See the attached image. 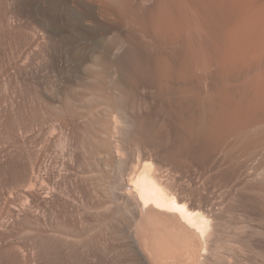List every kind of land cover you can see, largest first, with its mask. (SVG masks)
Masks as SVG:
<instances>
[{"label":"rangeland","instance_id":"obj_1","mask_svg":"<svg viewBox=\"0 0 264 264\" xmlns=\"http://www.w3.org/2000/svg\"><path fill=\"white\" fill-rule=\"evenodd\" d=\"M103 1L105 3H102V0H0V264H139L130 246L135 231L134 210L132 207L133 211L126 210L124 200L120 196L125 185L123 173L129 169L130 162L137 157L139 151L145 156L151 152L148 156H152L153 153L156 158L167 163L169 173L179 190L185 191L182 193L184 196L191 198L193 193L203 196L206 204L213 202L216 208L219 207L218 210L223 207L225 212L229 206L235 204L234 207L238 209L235 208L236 212L232 210L233 215L230 213L233 206L226 214L224 210H222L223 214H220L228 223H231L228 224L229 228L232 224L236 227V229L231 227L227 232L233 244L237 241L239 245L244 246V250L237 252L238 255H235L232 263L264 264V175L257 176L258 172L255 171L258 168L259 171L264 169V155H260V158L258 156V159L253 158L254 160H250L245 169L236 173V175L239 174L236 180L241 182L235 180V187L233 188V185L230 187L235 189L230 190L235 195L233 198L236 199L231 198L233 200L231 203L230 198L227 200V196L234 195L231 192L229 194V187L225 184L229 172L232 171V168L229 171L227 166L231 165L224 162L227 165L224 169V163L223 166L220 163V166L224 168L215 170L218 172L224 169L221 174L226 178H222L219 172L213 171L214 168L211 166L214 162L218 163L224 155L222 152L230 151V154L227 153L232 160L238 161L245 158V153L250 152L252 156L255 151L264 146V125L257 123L263 120V123L259 124H264L262 119L264 118V102H262L264 94L261 96L264 86V34L259 31L261 28L257 29L260 33H256L255 25L252 26L255 32L251 34L252 31L250 33L248 30L251 29V25L244 29L243 24L246 21L241 20L242 25H239L240 20L228 18L224 13L226 12L224 7L229 8L230 5L228 0H226L228 7L224 0L216 2L210 0L216 6L218 4L224 8L223 11L219 7L222 13L220 10H214V12L215 5L213 6L211 2L208 8H203L209 0ZM262 1L253 0L252 4L264 6L260 4ZM106 2L113 3L109 6L110 8L114 6L112 10H117L118 15H108L115 11L110 10ZM177 2H181V6ZM203 2L206 3L202 5ZM239 3L242 4V0ZM172 8L175 11H172ZM205 9L207 10L204 12ZM193 10H199L198 14L193 13ZM106 11H108L107 14ZM172 13L175 17L179 15L176 17L179 21L174 17L175 22ZM194 14L196 17L193 16ZM209 16L212 18L206 20ZM171 18L174 21L170 20ZM223 18L226 20L222 21ZM195 20L197 21L193 22ZM172 21L175 23L173 24ZM203 21L206 22L205 25ZM227 21L231 24L229 25ZM170 23L172 27L169 26ZM199 25L205 30L204 33L200 32L203 30ZM231 26L240 29L232 31ZM240 26L249 33L237 31L241 30ZM262 26L264 28V25ZM165 27L168 30L164 29ZM219 28L224 29L222 31L224 34H221ZM263 28L261 30H264ZM211 30L218 33L212 34ZM235 32L243 35L238 36L239 34ZM157 33L160 35L157 36ZM216 34L220 35L221 39ZM244 34H249L252 38L254 34H260L256 37L259 41L262 37L261 43L257 41L255 35L252 40L255 45L259 42L260 46L257 45L256 48L253 46L251 50V44L249 43L250 47L247 45V42H251L248 39L249 36ZM213 35L214 39H211ZM235 35L241 39L242 36L246 37V39L243 38V42H246L243 44L250 48L251 51L246 47L250 53L244 46L242 48L239 43L237 44V41L241 40L240 38L237 40ZM217 37L221 42H217ZM232 38L237 41H233ZM208 42L210 43L207 44ZM243 44L241 42L240 45ZM192 46L197 51H194ZM237 47H241L239 53L241 57L244 56V59L238 56ZM260 49L261 51L258 52ZM229 51L233 52L232 54L235 52L234 55L240 59L239 62L236 60L237 57L234 58V55L232 57ZM226 52L231 55L228 57ZM218 54L219 58H217ZM202 55L207 56V59L208 56L211 57L209 58L211 67ZM195 56L199 61L195 60ZM215 57L217 63H215ZM166 58L169 59L166 60ZM211 59L215 61V65ZM154 60H156L155 64H153ZM227 62L231 63L232 68L225 65V63L228 64ZM232 62H236L237 65H233ZM196 63L197 65H193ZM166 64L170 66L167 67ZM197 66L198 68L195 69ZM161 68L162 70L164 68L163 73ZM165 74L172 77L168 78ZM158 83L162 85L160 88ZM169 87L170 90H168ZM255 87L262 92L254 89L252 93ZM241 90L243 91L240 92ZM255 93H258V96L255 95L254 98ZM222 100L223 103H221ZM235 107H237L236 110ZM258 109H261L260 112ZM225 112L226 115H224ZM113 115L122 117L127 124L121 130L123 131L121 136H118L122 138L121 145L128 153L126 158L124 157L125 161L122 162L123 165L126 162L125 169L120 168L123 165L117 169L118 165L114 156L101 157V152L110 144L102 134L110 128ZM259 117L260 120H257ZM217 120L218 123L221 120L223 123L218 124ZM222 125H226V128L223 129ZM236 125H238L237 128ZM223 130L228 135L222 133ZM208 134L209 137H207ZM219 138L221 142L226 139L224 142L227 141V143H220ZM262 151L264 153V147ZM214 154L216 156H213ZM207 158L211 161L214 159L212 164L209 165L211 161ZM107 159L112 160L114 164L112 165L114 169L111 166V170H108L109 174L106 172L109 167L105 165ZM227 168L229 172L226 171ZM225 171L228 174L224 173ZM106 174L111 175L113 179ZM105 175L107 179H112L110 187L109 180L106 179L107 182L102 180ZM98 179L104 181L100 180L103 184L105 183V186L100 184ZM98 183L102 187L109 188H104V191L103 188H98L100 186ZM237 183L241 184L237 185ZM117 184H119L118 187ZM217 203L222 205L219 206ZM224 205L227 206L226 209ZM128 225L129 228L132 226L131 231L134 228L132 233L127 228ZM235 225L241 228L243 226L242 231H237ZM129 233H131L130 237H128ZM238 244L236 243L235 246L238 247ZM122 245H128L126 248L123 247L128 250H122L120 248ZM128 253L131 254V258Z\"/></svg>","mask_w":264,"mask_h":264},{"label":"bare ground","instance_id":"obj_2","mask_svg":"<svg viewBox=\"0 0 264 264\" xmlns=\"http://www.w3.org/2000/svg\"><path fill=\"white\" fill-rule=\"evenodd\" d=\"M106 1V0H105ZM111 1V0H110ZM114 1V0H113ZM118 1V0H117ZM116 1V2H117ZM172 1V0H171ZM177 1V0H176ZM176 1H175V3H176ZM180 1V0H179ZM182 1V0H181ZM187 1V0H186ZM194 1V0H193ZM192 1V2H193ZM199 1V0H198ZM201 1V0H200ZM204 1V0H203ZM214 1V0H213ZM217 0H215V2H216ZM221 1H223V0H221ZM224 1H226V0H224ZM239 1H241V0H228V2L230 3V5L229 4H227L228 2L226 1V4H227V7H228V5H229V8H226V7H224L225 9H226V12L224 11V8L222 7V6H219L218 4H217V6L215 5V4H213L210 0L207 2V3H209V4H207L206 2H203L202 3V5L204 4V3H206L204 6L205 7H203V8H208V5H210V2L212 3V5L214 6H216V8L218 7H221L222 9H223V11H224V13L227 15V17L229 18H232V19H234L235 21H237V20H240V24L239 25H242V21H246V23H247V25H246V23L245 24H243V26H245L244 27V29H246V26H248V25H251L250 27H251V29H248L249 31H250V33H251V31H252V33L251 34H253L255 31L253 30L254 28L256 29V31H257V29L259 30V28H263V26L261 27V25H264V6L262 5V4H264V0L262 1V2H260V4L262 5V6H258L257 5V3L255 4H252V2H253V0L251 1V0H242V4L241 3H239ZM104 1L102 0V3H103ZM108 2V1H107ZM106 2V6H108V8H110V6H111V4L110 3H112V2H110L109 4ZM166 2V1H165ZM173 2H174V0H173ZM184 2H185V0H184ZM189 2V1H188ZM214 2V3H215ZM219 2V1H218ZM105 3V2H104ZM177 3H179V2H177ZM181 3V2H180ZM180 3H179V5H180ZM197 3V2H196ZM222 3V2H221ZM223 3H225V2H223ZM259 3V2H258ZM113 4V3H112ZM165 4V3H164ZM171 4V3H170ZM170 4H169V6H170ZM182 4V3H181ZM198 4V3H197ZM201 4V3H200ZM225 4V5H226ZM259 4V5H260ZM110 5V6H109ZM176 5V4H175ZM194 5V4H193ZM193 5H192V7H193ZM206 5H207V7H206ZM221 5V4H220ZM224 5V6H225ZM105 6V5H104ZM115 6H116V4H115ZM181 6V5H180ZM185 6V5H184ZM197 6V5H196ZM196 6H194V7H196ZM201 6V5H200ZM212 6V7H213ZM215 6H214V8H213V11L214 10H220V8L219 9H216L215 8ZM113 8H114V6H112ZM117 7V6H116ZM166 7V6H165ZM175 7H177L178 8V5H176ZM113 8H110V10H112ZM164 8V7H163ZM190 8V7H189ZM188 8V9H189ZM197 8V7H196ZM179 9H180V7H179ZM222 9L220 10V12L222 13ZM207 9H205L204 10V12L206 11ZM112 11H115L114 13H109L108 15H110V14H116L118 11L117 10H112ZM117 11V12H116ZM172 11H175V10H173V8H172ZM177 11H178V9H177ZM187 11V10H186ZM197 11H199V10H197ZM197 11H194L193 10V13H197ZM203 11V10H202ZM212 11V10H211ZM107 12L108 11H106V14H107ZM161 12V11H160ZM163 12V11H162ZM185 12V11H184ZM183 12V13H184ZM215 12V11H214ZM219 12V11H218ZM159 13V12H158ZM165 13V12H164ZM177 13V12H176ZM175 13V14H176ZM190 13H192L191 11H190ZM192 13V14H193ZM174 13H172V18L175 20V18L176 17H178L179 15L178 14H176V15H178V16H174L173 15ZM188 14H189V12H188ZM195 14L193 15L194 17H196L195 16ZM198 14V13H197ZM196 14V15H197ZM208 13H206V15H207ZM211 14V13H210ZM224 14V15H225ZM116 15H118V14H116ZM161 15L163 16V14L161 13ZM165 15V14H164ZM200 15V14H199ZM217 15V14H216ZM222 15V14H221ZM156 16V15H155ZM166 17H167V15H165ZM190 16H192V15H190ZM189 16V17H190ZM192 16V17H193ZM214 16V15H213ZM218 16V15H217ZM223 16V15H222ZM160 17V16H159ZM164 17V16H163ZM171 17V16H170ZM175 17V18H174ZM198 17V16H197ZM203 17L204 18H206L205 17V15H203ZM210 17L211 16H209V19H206V20H210ZM216 17V16H215ZM214 17V18H215ZM157 18V17H156ZM162 18V17H161ZM160 18V19H161ZM170 19V20H173V19ZM186 18V17H185ZM212 18V17H211ZM227 18V19H228ZM165 19V18H164ZM178 19V21H179V18H176V20ZM197 19V18H196ZM199 19V18H198ZM217 19V18H216ZM216 19H215V21H216ZM232 19H230V20H232ZM237 19V20H236ZM157 20H158V18H157ZM168 20V19H167ZM169 20V21H170ZM173 20V21H174ZM176 20H175V22H176ZM186 20V19H185ZM190 20V19H189ZM206 20H204V21H206ZM214 20V19H213ZM218 21H219V19H217ZM226 20V19H225ZM224 20V18L222 19V21H225ZM230 20H228V21H230ZM233 20V21H234ZM242 20V21H241ZM164 21H166V20H164ZM169 21H168V23H169ZM173 21H172V23H173ZM197 20H195V21H193V22H196ZM203 21V24L205 25L206 24V22H204ZM217 21V22H218ZM227 21V22H228ZM234 21V22H235ZM174 22V23H175ZM213 22V21H212ZM216 22V23H217ZM230 22H232V21H230ZM249 22H251V24H249ZM173 23V24H174ZM178 23V22H177ZM176 23V24H177ZM191 23V22H190ZM201 23V22H200ZM209 23V22H208ZM211 23V22H210ZM236 23V22H235ZM158 24V23H157ZM175 24V25H176ZM191 24H194V23H191ZM198 24V23H197ZM213 24V23H212ZM212 24H210V25H212ZM228 24H229V22H228ZM231 24V23H230ZM229 24V25H230ZM237 24V25H238ZM167 25V24H166ZM172 24L170 23V25L169 26H171ZM174 25V26H175ZM201 25V24H200ZM199 25V26H200ZM203 25V26H204ZM234 25V24H233ZM232 25V26H233ZM239 25H238V27H239ZM255 25V27L254 28H252V26H254ZM153 26V25H152ZM156 26V25H155ZM189 26H190V24H189ZM188 26V27H189ZM195 26H196V24H195ZM207 26V25H206ZM215 26V25H214ZM213 26V27H214ZM221 26H223V25H221ZM231 26V27H232ZM154 27V26H153ZM158 27H159V24H158ZM160 27H161V25H160ZM167 27V26H166ZM166 27L164 28V29H166ZM172 27V26H171ZM176 27V26H175ZM192 27V26H191ZM194 27V26H193ZM201 27V29H202V26H200ZM205 27V26H204ZM218 27V26H217ZM216 27V28H217ZM237 27V28H238ZM241 27V30H237V31H241L242 33L243 32H247V33H249V31H245V30H243V27L242 26H240ZM152 28V27H151ZM182 28V27H181ZM205 28H207V27H205ZM226 28V27H225ZM233 28V27H232ZM237 28H233V30L232 31H234L235 29H237ZM248 28H249V26H248ZM155 29V28H154ZM170 29V28H169ZM194 29H195V32H196V28L194 27ZM209 29H210V27H209ZM220 29L221 28H219V31H220ZM238 29H240V28H238ZM259 30L260 32L262 31L263 32V34H264V30ZM264 29V28H263ZM152 30H153V28H152ZM151 30V31H152ZM160 30V29H159ZM163 30V29H162ZM166 30H168V29H166ZM191 30V29H190ZM203 31H200V32H202V33H204V29H202ZM207 30V29H206ZM227 30H230V29H227ZM173 31V34L175 35V33H174V30H172ZM212 31V30H211ZM216 31V30H215ZM222 31H224V29L222 30L221 29V32ZM231 31V32H232ZM259 31H257L256 33H260ZM110 32V31H109ZM155 32V31H154ZM168 32V31H167ZM186 32H187V30H186ZM191 32V31H190ZM194 32V31H193ZM198 32V31H197ZM196 32V33H197ZM209 32V31H208ZM213 32L214 31H212V34H213ZM217 32V31H216ZM216 32H214V33H216ZM220 32V33H221ZM226 32V31H225ZM237 33V32H235L236 34H239L238 36H240V34L241 35H243L242 33ZM160 33V32H159ZM162 33V32H161ZM182 33V32H181ZM195 33V34H196ZM209 33H211V32H209ZM218 33V32H217ZM219 33V34H220ZM165 34H167L166 32H165ZM188 34V33H187ZM206 34V33H205ZM221 34H224L223 32L221 33ZM263 34H262V36H263ZM157 36L158 35H160V34H156ZM180 35V34H179ZM178 35V36H179ZM182 35H183V33H182ZM194 35V34H193ZM197 35H199V33L197 34ZM201 35V34H200ZM208 35V34H207ZM216 35H218V34H216ZM231 35H234V34H232L231 33ZM249 36V34H244V36ZM255 35V34H254ZM254 35H253V38H254ZM256 35H258L257 37H259L260 36V34H256ZM256 35H255V38L257 39V37H256ZM167 36V35H166ZM170 36V35H169ZM184 36V35H183ZM182 36V37H183ZM189 36V34L187 35V37ZM196 36V35H195ZM194 36V37H195ZM202 36V35H201ZM209 36V35H208ZM207 36V37H208ZM227 36V35H226ZM235 36H237V35H235ZM238 36L236 37V39L237 40H239V38H240V42L239 41H237V40H235V38H232L233 39V41L235 40V41H237V44L239 43V46H241L242 48H243V46H244V42H243V38H245L246 39V37H244V36H242L243 38L241 39V37H239L238 38ZM247 36V37H248ZM251 36V35H250ZM249 36V41H251V42H247V45H248V47H250V44H251V47L250 48H252L253 46H255L254 48H256V46L257 45H259V42L261 41V39H262V37H261V39H260V41L257 39V41H259V42H257L256 44L257 45H255V43H253L252 42V40H254L253 38H252V36L250 37ZM161 37V36H160ZM163 37H164V35H163ZM168 37V36H167ZM166 37V38H167ZM181 37V36H180ZM200 37V36H199ZM204 37V36H203ZM211 37H212V35H211ZM218 37L220 38V35H218ZM217 37V38H218ZM231 37V36H230ZM232 37H234V36H232ZM162 38V37H161ZM192 38V37H191ZM216 38V39H217ZM219 38L217 39V42L218 41H220L219 40ZM227 38V37H226ZM250 38H251V40H250ZM170 39V38H169ZM168 39V40H169ZM187 40H188V38H186ZM195 39V38H194ZM197 39V38H196ZM195 39V40H196ZM205 39V38H204ZM209 39V38H208ZM211 39H214V35H213V38H211ZM221 39V38H220ZM222 39H223V36H222ZM225 39V38H224ZM176 40H178V39H176ZM192 40V39H191ZM198 40V39H197ZM230 40V39H229ZM159 41H160V38H159ZM178 41H180V40H178ZM182 41V40H181ZM180 41V42H181ZM204 41H206V40H204ZM213 41H216V40H213ZM223 41V40H222ZM232 41V40H231ZM246 41H248V40H246ZM256 41V40H255ZM254 41V42H255ZM196 42H198V41H196ZM196 42H195V44H196ZM216 42V43H217ZM221 42V41H220ZM225 42H226V40H225ZM229 42V41H228ZM241 42H242V44L243 45H240L241 44ZM263 42H264V40H263ZM175 43V42H174ZM173 43V44H174ZM192 43V42H191ZM202 43V42H201ZM210 42H208L207 44H209ZM215 43V42H214ZM222 43H224V42H222ZM246 43V42H245ZM250 43V44H249ZM261 43V42H260ZM163 44V43H162ZM162 44H161V47H162ZM176 44V43H175ZM206 44V45H207ZM219 44V43H218ZM218 44H216L218 47L220 46V45H218ZM230 44V43H229ZM228 44V46H230ZM233 44V46H234V43H232ZM236 44V43H235ZM252 44H254V45H252ZM132 45V44H131ZM140 45V44H139ZM154 45V44H153ZM159 45V44H158ZM186 45H187V43H186ZM191 45H193V44H191ZM211 45H213L212 44V42H211ZM210 45V46H211ZM225 45V44H224ZM223 45V46H224ZM263 45V44H262ZM155 46V45H154ZM165 46V45H164ZM163 46V47H164ZM170 46V45H169ZM177 46V45H176ZM188 46V45H187ZM194 46V45H193ZM192 46V47H193ZM197 46H198V44H197ZM209 46V45H208ZM232 46V47H233ZM238 46V45H237ZM260 46V45H259ZM132 47V46H131ZM134 47V46H133ZM132 47V48H133ZM138 47V46H137ZM137 47H135V48H137ZM140 47V46H139ZM200 47V46H199ZM205 47V46H204ZM216 47V46H215ZM214 47V48H215ZM222 47V46H221ZM227 47V46H226ZM225 47V48H226ZM241 47L240 48H238V56H242V55H240V53H239V50L241 51ZM247 47V46H246ZM245 46H244V48H246ZM247 47V48H248ZM258 47V46H257ZM263 47V46H262ZM160 48V47H159ZM194 49V51H197V50H195V47H193ZM198 48V47H197ZM202 49H203V47H201ZM200 48V50L201 51H203L202 49ZM208 48V47H207ZM210 48V47H209ZM224 48V47H223ZM246 48V49H247ZM250 48H248L249 50H250ZM261 48V47H260ZM138 49V48H137ZM143 49V48H142ZM163 49V48H162ZM179 49H181V48H179ZM183 49V48H182ZM190 49V48H189ZM205 49H206V47H205ZM216 49H217V47H216ZM222 49V48H221ZM230 49V48H229ZM236 49V47L234 48V50ZM247 49V51H249ZM135 50V49H134ZM158 50V49H157ZM186 50H188V48H186ZM185 50V51H186ZM191 50V49H190ZM212 50H213V48H212ZM225 50V49H224ZM231 50H233V49H231ZM245 50V49H244ZM251 50H253V48L251 49ZM250 50V51H251ZM256 50V49H255ZM254 50V51H255ZM159 51H160V49H159ZM163 51V50H162ZM168 51V50H167ZM166 51V52H167ZM192 51V50H191ZM208 50H206V52H207ZM214 51H215V49H214ZM217 51V50H216ZM223 51V50H222ZM236 51V50H235ZM246 50H245V52H246V54H248V56H249V53H250V51H249V53L247 52ZM253 51V52H254ZM261 51V49L258 51V52H260ZM161 52V51H160ZM159 52V53H160ZM170 52V51H169ZM211 52V51H210ZM213 52V51H212ZM230 52V51H229ZM242 52L244 53V51L242 50ZM242 52H241V54H242ZM263 52V51H262ZM262 52L260 53L261 55H262ZM158 53V54H159ZM190 53V52H189ZM199 53H201V54H203L202 52H199ZM199 53H198V55H199ZM217 53H219L218 51H217ZM227 53V52H226ZM225 53V54H226ZM231 54L233 53V52H230ZM257 53V51L255 52V54ZM140 54V53H139ZM145 54H147V53H145ZM162 54V53H161ZM191 54V53H190ZM189 54V55H190ZM195 53H193V55H194ZM205 54V53H204ZM206 54H208V53H206ZM211 54V53H210ZM209 54V55H210ZM222 54V53H221ZM224 54V55H225ZM230 54V55H231ZM234 54H235V52H234ZM234 54H232V57H234L235 55ZM259 54V53H258ZM259 54V55H260ZM144 55V54H143ZM168 55V54H167ZM192 55V56H193ZM230 55H228V53H227V56L229 57ZM234 55V56H233ZM244 55V54H243ZM259 55L257 56V57H259ZM260 55V56H261ZM154 56V55H153ZM200 56V55H199ZM198 56V57H199ZM203 57H204V55H202ZM206 56V55H205ZM212 56H214L213 54H212ZM216 56V55H215ZM219 54H218V57L217 58H219ZM248 56H246V58L248 57ZM155 57V56H154ZM159 57H160V55H159ZM174 57V56H173ZM190 57V56H189ZM194 57V56H193ZM207 57V56H206ZM206 57H204V59H207ZM224 57V56H223ZM227 57V58H228ZM237 56H235L234 58H236ZM239 57V58H240ZM263 57H264V55H263ZM140 58H142L141 57V55H140ZM157 58V57H156ZM200 58V57H199ZM209 58H211V57H209L208 56V62H209V64H210V61H209ZM216 58V57H215ZM217 58H216V62L215 61H212V59H211V62H215V63H217ZM221 58V57H220ZM227 58H225V60L227 59ZM231 58V57H230ZM242 59H244V56L243 57H241ZM262 58V57H261ZM139 59V58H138ZM154 59V58H153ZM169 58H166V60H168ZM175 59V58H174ZM182 59V58H181ZM201 59V58H200ZM214 59V58H213ZM232 59V58H231ZM141 60V59H140ZM192 60V59H191ZM195 60H197V58H196V56H195ZM195 60H194V62H195ZM221 60V59H220ZM230 60V59H229ZM228 60V61H229ZM236 60H238V62H239V60L240 59H238V57H237V59ZM136 61V60H135ZM144 61H145V59L143 60V63H144ZM155 61L156 60H154V63L153 64H155ZM197 61H199V59L197 60ZM201 61H203V60H201ZM201 61H200V63H201ZM206 61V60H205ZM233 61V60H232ZM235 61V60H234ZM150 62V61H149ZM160 62V61H159ZM161 62H163V61H161ZM164 62H165V60H164ZM169 63L171 62V60L170 61H168ZM193 62V63H194ZM207 62V61H206ZM222 62V61H221ZM237 62V61H236ZM236 62L235 63H233V65H237L236 64ZM142 63V62H141ZM157 65H158V60H157ZM204 63V62H203ZM212 63V64H213ZM215 63H214V65H215ZM220 63V62H219ZM223 63V62H222ZM228 63V62H227ZM191 63H189V65H190ZM208 64V63H207ZM208 64V65H209ZM224 64V63H223ZM230 62L228 63V64H226L225 63V65H229V67H230ZM142 65V64H141ZM150 65V64H149ZM160 65H161V63H160ZM193 65H197V63L196 64H193ZM205 65V64H204ZM224 65V66H225ZM232 65V66H233ZM140 66V65H139ZM156 66V65H155ZM163 66V65H162ZM166 66H167V64H166ZM168 66H170V65H168ZM167 66V67H168ZM175 66V65H174ZM185 66V65H184ZM201 66H202V64H201ZM212 65L210 64V67H211ZM221 66V65H220ZM223 66V67H224ZM145 67V66H144ZM152 67V66H151ZM150 67V68H151ZM161 67V66H160ZM181 67V66H180ZM193 67V66H192ZM219 67V66H218ZM228 67V66H227ZM234 67V66H233ZM171 68V67H170ZM179 68V67H178ZM191 68V67H190ZM196 68H198V66L197 67H195V69ZM230 68H232V67H230ZM229 68V69H230ZM139 69V68H138ZM154 69V68H153ZM156 69V68H155ZM181 69V68H180ZM218 69H220V68H218ZM145 70V69H144ZM161 70H162V68H161ZM163 70H164V68H163ZM163 70H162V73H163ZM166 70H167V68H166ZM176 70V69H175ZM102 71V70H101ZM158 71V70H157ZM168 71H169V68H168ZM167 71V72H168ZM174 71V70H173ZM173 71H171V72H173ZM177 71V70H176ZM175 71V72H176ZM182 71V70H181ZM141 72V71H140ZM143 72V71H142ZM156 71H154V73H155ZM170 72V71H169ZM178 72V71H177ZM182 72H184V71H182ZM189 72V71H188ZM187 72V73H188ZM153 73V74H154ZM166 73V72H165ZM168 74V73H167ZM171 74V73H170ZM178 74H180V73H178ZM146 75V74H145ZM185 75V74H184ZM138 76H140V75H138ZM142 76V75H141ZM148 76V75H147ZM151 76V75H150ZM155 76V75H154ZM162 76H164L163 74H162ZM165 76H167L166 74H165ZM177 76V75H176ZM179 76V75H178ZM182 79L184 80V76H183V73H182ZM186 76H187V74H186ZM168 78L170 77V76H167ZM172 77V76H171ZM170 77V78H171ZM149 78V77H148ZM158 79H159V75H158ZM163 79H164V77H163ZM162 78H161V80H163ZM174 79V78H173ZM175 79H177V78H175ZM180 79V78H179ZM186 79V78H185ZM170 80V79H169ZM167 81H168V79H167ZM172 81V80H171ZM170 81V82H171ZM165 82V81H164ZM176 82V81H175ZM161 83V82H160ZM160 83H158L159 84V87L158 88H160V86H162V85H160ZM163 83V82H162ZM174 83V82H173ZM153 84V83H152ZM172 84V83H171ZM168 85H169V83H168ZM164 86H166V85H164ZM262 87V86H261ZM260 87V88H261ZM264 87V86H263ZM262 87V89H263V93H261L260 92V90L258 89V87H257V89H258V91L261 93V96L264 94V88ZM157 87H156V89H158ZM163 88V87H162ZM168 89V88H167ZM172 89V88H171ZM186 89V88H185ZM252 89V88H251ZM256 90L257 91V89H256V87L255 88H253L252 89V93H253V90ZM161 90V89H160ZM160 90H157V91H160ZM168 90H170V87H169V89ZM173 90V89H172ZM245 90V89H244ZM246 90H248V89H246ZM162 91V90H161ZM243 90H241L240 92H242ZM249 91V90H248ZM222 92V91H221ZM245 92V91H244ZM162 93V92H161ZM225 92L223 91V94H224ZM226 93H229V92H226ZM236 93H237V91H236ZM220 94V93H219ZM233 94H235V93H233ZM240 94V93H239ZM238 94V95H239ZM249 94V93H248ZM229 96L230 94H226V96ZM240 95H243V93L242 94H240ZM255 95H257L258 96V93L256 94H254V98H255ZM161 96V95H160ZM167 96H170V95H167ZM220 96V95H219ZM222 96V95H221ZM220 96V97H221ZM225 96V95H224ZM231 96V95H230ZM251 96V95H250ZM232 97H234V96H232ZM238 97H240V96H238ZM252 97H253V94H252ZM225 98V97H224ZM228 98V97H227ZM231 98V97H230ZM235 98H237V97H235ZM241 98H243V97H241ZM241 98L239 99V100H241ZM245 98V97H244ZM247 98H248V96H247ZM254 98H253V100H254ZM257 98V97H256ZM262 98V97H261ZM264 98V97H263ZM262 98V99H263ZM166 99H167V97H166ZM259 99V98H258ZM258 99H257V103H258ZM261 99V100H262ZM231 100V99H230ZM233 100V99H232ZM237 100V99H236ZM238 100V101H239ZM243 100V99H242ZM248 100V99H247ZM246 100V101H247ZM251 100H252V98H251ZM256 100V99H255ZM235 101V100H234ZM226 102V101H225ZM248 102H250L249 100H248ZM253 102V101H252ZM251 102V103H252ZM255 102V101H254ZM260 102V101H259ZM262 102H264V101H262ZM221 103H223V100H222V102ZM231 103V102H230ZM239 103H241L240 101H239ZM225 104V103H224ZM229 104V103H228ZM233 104H234V102H233ZM243 104V103H242ZM235 105V104H234ZM258 105H260V104H258ZM263 105V104H262ZM219 106V105H218ZM231 106V105H230ZM230 106H228V107H230ZM238 106V105H237ZM240 106H241V104H240ZM252 106V105H251ZM255 106V105H254ZM253 106V107H254ZM172 107V106H171ZM170 107V110L172 111L173 109ZM219 107H221V106H219ZM227 107V106H226ZM226 107H223V108H226ZM244 107V106H243ZM264 107V106H263ZM240 108V107H239ZM248 108V107H247ZM257 108V107H256ZM231 109V108H230ZM237 109V107H235V110ZM244 109H246V108H244ZM250 109H253L252 107H250ZM250 109H248V110H250ZM261 109H263V108H261ZM260 109V110H261ZM175 110V109H174ZM220 110V109H219ZM221 110H223V109H221ZM232 110H234V108L232 109ZM259 110V109H258ZM260 110H259V112H260ZM227 111H228V109H227ZM226 111V112H227ZM238 111V110H237ZM255 111V110H254ZM223 112V111H222ZM221 112V113H222ZM226 112H225V114L224 115H226ZM229 112V111H228ZM236 112V111H235ZM245 112H246V110H245ZM244 112V113H245ZM259 112H257V113H259ZM179 113V112H178ZM217 113H218V110H217ZM238 113V112H237ZM249 113V112H248ZM250 113H252V112H250ZM249 113V114H250ZM256 113V112H255ZM219 114V113H218ZM228 114V113H227ZM230 114H232V113H230ZM240 114V113H239ZM261 114V113H260ZM220 115V114H219ZM218 115V116H219ZM233 115V114H232ZM244 115H247V114H244ZM258 115V114H257ZM178 116V115H177ZM222 115H220V117H221ZM239 116V115H238ZM240 116H241V114H240ZM256 115H254V117H255ZM217 117V116H216ZM244 117V116H243ZM242 117V118H243ZM264 117V116H263ZM181 118V117H180ZM179 118V119H180ZM226 118V117H225ZM224 118V119H225ZM249 118V117H248ZM258 118V117H257ZM256 118V119H257ZM174 119H176V118H174ZM173 119V120H174ZM178 119V118H177ZM216 119V118H215ZM220 119V118H219ZM228 119V118H227ZM233 119H234V117H233ZM244 119V118H243ZM262 119H264V118H262ZM188 120H190V119H188ZM188 120H186V121H188ZM229 120H231V119H229ZM249 120V119H248ZM257 120H260V117H259V119H257ZM126 120H124L122 117H120V116H117V115H113L112 117H111V122H110V128L107 130V135H106V133L105 134H102V135H104V138L107 140H109L108 141V147L106 148V149H104L102 152H101V157H103V158H105V157H107V156H109V155H112V156H114L116 159V162H117V165H118V168L117 169H119V167L121 166V165H123V160L126 158V155L128 154L127 152H125L124 151V148L122 147V145H121V143L122 142H120V140H122V138L120 139V138H118V136L123 132H121V130L123 129V127H125L127 124H125L126 122H125ZM216 121V120H215ZM220 121V120H219ZM263 121V120H262ZM258 122L257 121V123H258V125H264V124H259V123H263V122ZM173 122V121H172ZM174 122H176V121H174ZM177 122H179V121H177ZM182 122V121H181ZM180 122V123H181ZM221 122L223 123V121L221 120ZM220 122V123H221ZM183 123V122H182ZM181 123V124H182ZM185 123V122H184ZM187 123H189V121L187 122ZM217 123H218V120H217ZM220 123H218V124H220ZM224 123H225V121H224ZM229 123V122H228ZM227 123V124H228ZM230 123H232V122H230ZM229 123V124H230ZM233 123H234V120H233ZM244 123V122H243ZM242 123V124H243ZM246 123V122H245ZM253 123H254V121H253ZM125 124V125H124ZM218 124H215V125H218ZM237 124V123H236ZM255 124H256V121H255ZM248 125V124H247ZM258 125H255L256 127L258 126ZM156 126V125H155ZM223 126V129H225L226 128V125L224 126V125H222ZM229 125H227V127H228ZM232 126H233V124H232ZM244 126V125H243ZM251 126H252V124H251ZM250 126V128H252ZM261 126V127H262ZM189 127V126H188ZM219 127H220V125H219ZM225 127V128H224ZM238 127V125H236V128ZM264 127V126H263ZM262 127V128H263ZM136 128V127H135ZM190 128V127H189ZM222 128V127H221ZM221 128H219V129H221ZM254 129H256L255 127H253ZM258 128H260V127H258ZM216 129V128H215ZM218 129V130H219ZM230 129V128H229ZM235 129V128H234ZM238 129H240V128H238ZM136 130V129H135ZM228 130V129H227ZM247 130V129H246ZM249 130V129H248ZM251 131H252V129H250ZM259 130V129H258ZM257 130V131H258ZM213 131H214V129H213ZM216 131H217V129H216ZM220 131V130H219ZM232 131V130H231ZM241 131H243V130H241ZM215 132V131H214ZM221 132V131H220ZM226 132V131H225ZM232 132H234V131H232ZM253 132H256V130L254 131L253 130ZM259 132V131H258ZM257 132V133H258ZM260 132H261V130H260ZM104 133V132H103ZM208 133V132H207ZM211 133V132H210ZM216 133V132H215ZM222 133H224V130L222 131ZM227 133V132H226ZM226 133H224V134H226ZM238 133V132H237ZM248 133V132H247ZM204 134H206V133H204ZM214 134V133H213ZM231 134V133H230ZM240 134V133H239ZM251 134H252V132H251ZM254 134V133H253ZM177 135V134H176ZM180 135V134H179ZM215 136L217 135V136H219L218 134H214ZM226 135H228V134H226ZM232 135V134H231ZM255 135V134H254ZM121 136V135H120ZM224 136V135H223ZM233 136V135H232ZM253 135H251V137H252ZM185 137V136H184ZM207 137H209V134H208V136ZM211 137V136H210ZM229 137H231V136H229ZM229 137H228V139H229ZM248 137V136H247ZM177 138H180V137H177ZM176 138V139H177ZM192 138V137H191ZM225 138H226V136H225ZM243 138V137H242ZM242 138H240V139H242ZM256 138V137H255ZM196 139H198V138H196ZM202 139H204V138H202ZM208 138H206V140H207ZM212 139V138H211ZM211 139H209V140H211ZM227 139V140H228ZM249 139V138H248ZM184 140V139H183ZM209 140H208V142H209ZM213 140H215V139H213ZM221 140H222V136H221ZM224 141L226 140V139H223ZM236 140V139H235ZM243 140V139H242ZM202 141V140H201ZM224 141H222V142H224ZM184 142H186V145H187V141L185 140ZM183 142V143H184ZM218 142V141H217ZM216 142V143H217ZM219 142L220 143H222L221 141H220V138H219ZM236 141H234V143H235ZM225 143H227V141L226 142H224V144ZM159 144V143H158ZM200 144V143H199ZM223 144V145H224ZM209 145H211L210 143H209ZM221 145V144H220ZM227 145V144H226ZM180 146V145H179ZM206 146V145H205ZM222 146V145H221ZM149 147V146H148ZM204 147V146H203ZM217 147V146H216ZM220 147V146H219ZM233 147V146H232ZM264 147V146H263ZM263 147L262 148H260V149H258L257 151H255L254 153H253V155L252 156H250L251 155V153L249 152V154L248 153H245L246 155H245V158H242L241 160L239 159L238 161H233L232 160V158H231V156H229V152L230 151H225L226 153H223L222 152V154H224L223 156L222 155H219V156H222L220 159H219V161H218V163H216L215 164V162H214V164L213 165H211V166H213V168H214V170L213 171H217V169H220V163H221V165L225 162H227V163H229L231 166L229 167V166H227V165H225V163L223 164L224 166H225V168L224 167H221V168H224V169H226V166L229 168V171H230V169L232 168V171H228V168H227V170L226 171H228L229 172V174H230V176H229V174L225 171L224 173H226V174H228V176H227V178H226V176L224 177V176H222V174L221 173H223V171H224V169H223V171H221V170H219L218 172H219V174L222 176V178L224 177V178H226V182H225V184H227L226 186H228L229 187V190L230 189H233L234 187H235V183H236V181L238 180H236V177L239 175V174H237L236 175V173H239V171L241 170V169H245V167L247 166V163L251 160V161H253L254 159H258V156H259V158L261 157L260 155H264V153H263V151H262V149H263ZM151 148V147H150ZM206 148V147H205ZM257 148V147H256ZM259 148V147H258ZM139 149V148H138ZM179 149V148H178ZM184 149V148H183ZM186 149V148H185ZM207 149V148H206ZM209 149L210 150H212L210 147H209ZM217 149H219L218 147H217ZM220 149H222V147L220 148ZM226 150V148H223V150ZM247 149H251V148H247ZM176 150V149H175ZM214 150V149H213ZM222 150V151H223ZM229 150V149H228ZM240 150V149H239ZM246 150V149H245ZM218 151V150H217ZM244 151V150H243ZM242 151V152H243ZM221 152V151H220ZM220 152H218V153H220ZM229 154H228V153ZM150 154H151V152H149ZM148 153V154H149ZM176 153V152H175ZM203 153V152H202ZM216 153V152H215ZM240 153H241V151H240ZM148 154H146L147 156H145V155H142L141 153H140V151L138 152V155H137V157L136 158H134L131 162H130V166H129V169H126L127 171L126 172H124L125 170H123V176H124V181H123V183L125 184H123L124 185V187H123V189H122V193H121V198L124 200V206H125V209L126 210H130V212H131V207L133 208V210H134V214L135 215H133L134 216V219H135V221H134V227H135V231H134V235H133V238L134 239H132V243L130 244V246H131V248H132V250L131 249H129V250H131L132 252H134L133 254H135V256H136V258L139 260V264H233L232 262L234 261L233 259L238 255V253L240 252V250H244L243 249V247H242V245H239L238 244V242L237 241H235L234 242V244H233V240L231 239V238H229V234H227V232H229L230 231V228L231 227H234L233 226V224H232V226H230V228H229V225L228 224H231V223H228L227 222V220L223 217V215L221 216L220 214H223V211L222 210H224L223 209V207H222V209L220 208L219 210H218V208H216L215 206H214V204H213V202L211 203V202H209V203H211V205L208 203V204H206L205 203V199H204V197L203 196H197V195H195V193H193L192 194V196H191V198H188V196L186 197V196H184L182 193H184L185 191H181V190H179V188H178V186H177V183L174 181V178L170 175V173H169V169H168V164L167 163H165V162H163L162 160H160V158H156L154 155H153V153H152V156L150 155V156H148ZM213 154V153H212ZM232 154V153H231ZM218 155V154H217ZM236 155V154H235ZM243 155V154H242ZM248 155V156H247ZM183 156V155H182ZM213 156H216L215 154L213 155ZM219 156H218V158H219ZM237 156V155H236ZM240 156V155H239ZM244 156V155H243ZM243 156H240V157H243ZM125 157V158H124ZM155 157V158H154ZM207 157V156H206ZM209 157V156H208ZM230 157V158H229ZM234 157V156H233ZM212 158V157H211ZM217 158V159H218ZM254 158V159H253ZM174 159V158H173ZM208 159V158H207ZM206 159V160H207ZM210 159V158H209ZM208 159V160H209ZM215 159H216V157H215ZM230 159V160H229ZM114 160V161H115ZM112 160H110V159H107L106 160V166L107 167H109L108 169H107V171L106 172H108V170L110 169L111 170V166L112 165H114V164H112V162H111ZM125 161V160H124ZM165 161V160H164ZM210 161H211V159H210ZM213 161H214V159H213ZM213 161H211V162H209V165H210V163L212 164V162ZM217 161V160H216ZM167 162V161H166ZM125 163L126 162H124V165L123 166H121L120 168H122V167H124L125 166ZM222 165V166H223ZM105 166V167H106ZM210 166V167H211ZM106 167V168H107ZM113 167V166H112ZM249 167V166H248ZM212 168V167H211ZM113 169H114V167H113ZM113 169H112V171H113ZM123 169V168H122ZM121 169V170H122ZM124 169H125V167H124ZM261 169H262V167H261ZM109 170V171H110ZM255 170V169H254ZM254 170H252V171H254ZM111 171V172H112ZM119 171V170H118ZM215 171V172H216ZM246 171H248L247 170V168H246ZM252 171H250V172H252ZM256 172H258L257 173V176H260V177H262L263 175H264V169H262V170H260L259 171V168H258V170H255ZM218 172H216V173H218ZM231 172H232V174H231ZM249 172V173H250ZM256 172H253V173H256ZM114 173V172H113ZM115 173H116V171H115ZM253 173H251V174H253ZM107 174H109V172L107 173ZM106 174V175H107ZM118 174H122V173H118ZM218 174V175H219ZM225 174V175H226ZM92 175V174H91ZM95 175V174H94ZM102 175V174H101ZM104 175V174H103ZM105 175V178L104 177H102V176H100V177H102V178H104V179H102V180H104V181H106V177L107 176H109V175H107L106 176ZM174 175V174H173ZM217 175V174H216ZM215 175V176H216ZM248 175H250V174H248ZM93 177V176H92ZM96 177V176H95ZM111 177V175L109 176V178ZM208 177V176H207ZM218 177H220V176H218ZM97 178V177H96ZM107 179V181L109 180V182L108 183H110L111 181H112V179L110 180V179ZM118 178H120V177H118ZM215 178H217V176L215 177ZM221 178V177H220ZM238 178V177H237ZM240 178H241V174H240ZM239 178V179H240ZM263 178H264V176H263ZM101 179H98V181L100 182V180ZM208 179H210V178H208ZM101 180V181H102ZM211 180V179H210ZM224 180V179H223ZM236 180V181H235ZM97 181V182H98ZM104 181H102V182H104ZM106 181V182H107ZM225 181V180H224ZM235 181V182H234ZM238 181H240L241 182V180H238ZM237 181V182H238ZM102 182H100V184H102V185H104L105 186V183L103 184ZM120 182V181H119ZM108 183L106 184V185H108ZM112 183V182H111ZM109 184L108 186L110 187V185H112V184ZM113 183H115L114 181H113ZM234 183V184H233ZM99 183H98V185H100ZM120 184V183H119ZM119 184H117V187H118V185ZM241 184V183H240ZM240 184H238L237 183V185H240ZM102 185H100V186H98V188L99 187H101V188H107V187H102ZM114 185V184H113ZM122 185V186H123ZM232 185H233V188H230V187H232ZM121 186V185H120ZM119 186V187H120ZM108 187V188H109ZM114 188V187H113ZM122 188V187H121ZM103 189H101V190H103ZM105 189H104V191H105ZM116 189V188H115ZM233 190H235V189H233ZM116 191V190H115ZM188 191V190H187ZM186 191V192H187ZM107 192V191H106ZM230 192H231V190L229 191V194H230ZM228 194V195H229ZM231 194H233L232 192H231ZM193 195H194V197H193ZM234 195V194H233ZM233 197H235V195L234 196H230L229 195V197L227 196V200H228V198H230L229 200H231V198L232 199H234V200H236L235 198H233ZM115 198V197H114ZM120 198V199H121ZM112 201H113V199H111ZM226 200V199H225ZM221 202V201H220ZM223 203H224V200L222 201ZM221 202V203H222ZM231 202H233V200H231L230 201V203ZM235 202V201H234ZM229 203V204H230ZM217 204H219V206L220 205H222V204H220V203H217ZM228 204V203H227ZM233 204V203H232ZM232 204H230V205H232ZM124 206H123V208H124ZM225 206V205H224ZM229 206V205H228ZM233 207L235 206V204L234 205H232ZM232 206H229L228 208H227V211H228V209L229 208H231ZM226 207L227 206H225V209H226ZM231 208V211L234 209L235 210V208H237V207H234V208ZM238 209V208H237ZM132 210V211H133ZM125 211V210H124ZM226 211V212H227ZM229 211H230V209H229ZM237 210H235V212H236ZM221 212V213H220ZM226 212H225V210H224V213L226 214ZM119 213V212H118ZM229 213V212H228ZM231 214L233 213V211L232 212H230ZM127 214V213H126ZM128 215V214H127ZM233 215V214H232ZM114 218V217H113ZM233 219V218H232ZM106 222V221H105ZM130 222H132V220L130 221ZM233 222V221H232ZM132 224V223H131ZM235 226H237V231H239V230H241L242 231V228H243V226H242V228L240 227V226H238V225H235ZM245 226V225H244ZM101 227V226H100ZM99 227V228H100ZM132 227V226H131ZM131 227L129 228V225H128V229H130V232L132 233V231H133V229L134 228H132V231H131ZM239 227H240V229H239ZM229 228V229H228ZM235 229H236V227H234ZM98 229V228H97ZM229 230V231H228ZM123 231V230H122ZM120 232H121V229H120ZM119 232V233H120ZM125 232L127 233V229L125 230ZM116 233V232H115ZM122 233V232H121ZM131 233H129L130 235L128 236V237H130L131 236ZM118 234V233H117ZM116 234V235H117ZM123 236V235H122ZM231 236V235H230ZM119 237V236H118ZM126 237V236H125ZM127 238V237H126ZM126 238H125V240H126ZM122 239H124V238H122ZM130 239V238H129ZM125 240H124V242H125ZM122 241V240H121ZM127 241V240H126ZM123 242V243H124ZM128 242V241H127ZM121 243V242H120ZM126 243V242H125ZM125 243H124V245H125ZM236 243L240 246H238V247H236L235 245H236ZM127 244V243H126ZM120 245V244H119ZM124 245H122V247H120L122 250L123 249H125L127 246H124ZM121 246V245H120ZM123 247H125V248H123ZM235 247H236V249H235ZM238 248V249H237ZM240 248H242V249H240ZM125 250H128V248L127 249H125ZM131 251H128V252H130L131 253ZM239 251V252H238ZM238 252V253H237ZM243 252V251H242ZM130 253H128V254H130ZM237 253V254H236ZM244 253V252H243ZM236 255V256H235ZM130 256V258H131V254L129 255ZM130 258H129V260H130ZM135 258V259H136ZM133 259V258H132ZM135 259H133V260H135ZM132 262V261H131ZM134 262V261H133ZM137 264V263H136Z\"/></svg>","mask_w":264,"mask_h":264}]
</instances>
